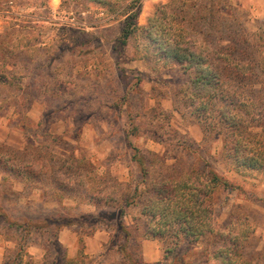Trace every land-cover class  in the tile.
<instances>
[{
    "label": "rangeland",
    "instance_id": "obj_1",
    "mask_svg": "<svg viewBox=\"0 0 264 264\" xmlns=\"http://www.w3.org/2000/svg\"><path fill=\"white\" fill-rule=\"evenodd\" d=\"M131 1L3 0L0 6L1 55L6 56V50L27 48L28 41L33 44L23 50L31 55L29 60L18 62L20 69L31 73L28 86L18 90L19 99L13 97L7 104H0V264H131L130 253L145 264H211L208 258L225 244L221 235L236 218H246L256 227L245 245V254L264 259V170L239 168L228 157L223 135L206 129L196 116L188 75L178 66L159 59L145 31L151 27L153 17L173 13L187 28L194 49H208L212 59L218 61L220 55L216 50L223 46L247 47L243 59L250 62L258 56L257 46L253 35L252 41L245 44L239 41L240 34L264 29V0H216L219 6H229L221 27L204 17L209 16L208 10H198L200 3H207L209 8L214 0H139L129 12L139 10L136 23L140 29L123 44L120 36ZM26 26L30 27L25 29ZM19 37L21 40H17ZM15 41L19 43L16 48ZM69 55L77 59L68 74L75 72L77 80L83 81L78 86L81 91L90 88L105 96L102 108L85 114L77 106L85 103L83 99L57 103L68 91L67 85L60 81L57 87L48 81L64 72V59ZM2 63L0 75L5 74L9 80L11 73L16 74L12 69L17 66ZM4 66L8 73L2 69ZM104 72L114 76L111 83L102 85L101 81L106 79ZM9 89L11 95L12 87ZM24 96L28 101H23ZM40 96L44 97L42 103H38ZM252 97L262 108L261 117L253 121L247 115L246 120L253 123L252 131L264 135V94ZM0 98H7L2 89ZM30 102L33 103L29 108ZM21 108L27 111L19 113ZM69 117L70 135L65 123ZM97 120L106 126L110 124L115 131L106 133L95 123ZM14 147H22L25 155L13 156ZM134 147L152 159L174 165L169 173L161 172L159 165L153 167L149 184L167 175H181L193 167L204 168L208 162L235 185L217 189L213 199V231L201 242L182 243L170 252L168 243L172 239L165 237L163 244L146 238V220L140 217L139 207L132 206L125 220L132 225L134 237H143V244L138 245V254L130 247V251L122 253L118 243L113 242L115 231L104 223L93 225L83 218L100 209L114 211L90 201L97 183L92 187L85 176L114 177V181L105 179L106 191L111 196H117L128 186H137L142 176L132 160ZM54 155L57 159H53ZM9 157L13 164L20 165L35 159L37 174H43L42 165L49 164L51 177L37 175L36 183L32 179L30 183L22 182V170L6 172ZM91 168L93 173L86 171ZM65 177L74 181L67 190L75 195L73 198L61 196L55 189ZM143 186L139 184V188ZM86 188L91 190L89 197H81ZM82 207L94 211H80ZM136 218L139 219L135 221ZM69 220L80 222L59 229Z\"/></svg>",
    "mask_w": 264,
    "mask_h": 264
},
{
    "label": "trees",
    "instance_id": "obj_2",
    "mask_svg": "<svg viewBox=\"0 0 264 264\" xmlns=\"http://www.w3.org/2000/svg\"><path fill=\"white\" fill-rule=\"evenodd\" d=\"M8 1L10 0H6V2ZM138 2L139 0H132L126 7L128 13L120 36L123 44H126L128 39L140 29L136 23L139 10L129 12L131 7ZM2 4L3 0H0V6ZM41 5L45 4L41 3ZM228 9L227 4L219 6L216 4V0L211 2L209 8L204 2L198 5L199 11H209V16L204 17L218 23L219 27L222 26V16L227 14ZM163 15L165 17L155 16L150 19L151 27L145 28V31L150 35L159 59L178 66L188 75V89L194 100L196 116L204 123L206 129L223 135L224 151L239 168L264 170V135L252 131L253 123L246 120L247 115H251L253 121L260 120L262 113V108L252 95L264 94V29L250 34L244 31L240 34L239 41L245 44L252 41L251 36L253 35V43L257 46L255 54L258 55L254 60L247 62L243 59V56L245 57L247 54V47L238 46L235 48V46L226 45L216 50L220 55L217 61L212 59L210 50L192 47L189 43L187 28L173 13L164 12ZM27 27L30 26H26L25 29ZM17 40H21V37ZM32 42L35 43L34 40ZM29 43L31 42L26 43L27 48L24 46L16 51L6 50L4 57L0 52L1 63L2 61L5 64L11 65L12 63V66L16 67L18 62L28 61L31 55L23 50L33 46ZM13 44L15 48L19 46L17 41ZM2 69L8 73L6 66ZM11 74V83L7 80L8 76L1 74L0 84H8L9 87H12V84L20 79L16 74ZM33 100L34 98H32ZM23 101H28V99L24 96ZM33 102L29 103V108ZM19 111L22 113L27 109ZM30 145L32 149L35 148L34 144ZM134 150L132 160L142 176L137 186L134 189L128 186L126 190L117 194L118 197L111 196L106 191L105 179L114 181L116 180L114 177L105 175V177L98 178L99 176H96L93 179V177L86 178L85 176L84 179L89 180L92 187L94 183H97V187H94L96 190L92 195H90L91 190L86 188L81 197L90 195V201L97 204V207L109 206L114 211L100 209L97 213L83 215V218L91 220L93 225L104 223L106 227L115 231L113 242L118 243L122 253L129 250V246L123 243L125 237L129 239L134 237L132 225L125 220L127 210L132 206H138L140 217L146 220V238L158 240L163 244L165 237L172 239L168 243L170 252L173 250L172 247L177 248L182 243L201 242L208 233L213 231V199L217 189H229L235 185L220 175L208 162L205 163L204 168L196 167L195 169L193 167L181 175H167L149 184L150 172L153 167L159 165L161 172L169 173L174 165L167 164L162 159L159 161L158 158L152 159L137 147H134ZM53 159H57L56 155L53 156ZM13 162L14 160L9 157L4 168L8 173L11 172V169L12 172L17 171L18 173L22 170V182L30 183L32 179L36 183L38 176L42 175L51 177L48 172L51 169L49 164H43V174H37L35 159L32 163L22 165L18 162L13 164ZM88 165L92 166L90 163ZM86 171L94 172L92 168L91 170L86 169ZM79 178H83V176ZM61 181V185L55 188L56 191L67 198L75 197L72 193L67 192L72 188L70 184H73L74 181L67 177ZM139 184L144 185V188H139ZM73 189L77 191L75 188ZM138 219L136 218L135 221ZM79 222V220H69L66 224H61L58 227L61 229L63 226ZM17 226L20 225L17 224ZM136 229L140 228L137 226ZM255 229L256 227L246 218H236V220L230 221L221 235L225 237V244L220 246L208 258V261L211 264H264V259L261 261L253 256L249 257L244 252L245 245L250 241ZM63 259L61 258V260ZM128 259L131 264H145L131 253Z\"/></svg>",
    "mask_w": 264,
    "mask_h": 264
},
{
    "label": "clouds",
    "instance_id": "obj_3",
    "mask_svg": "<svg viewBox=\"0 0 264 264\" xmlns=\"http://www.w3.org/2000/svg\"><path fill=\"white\" fill-rule=\"evenodd\" d=\"M106 27H110V26H106ZM118 34V33H117ZM128 55L131 56L132 52L129 51ZM77 58L73 57L71 55L66 56L64 59V64H63V68H64V72L58 76H56L53 80L48 81L49 85L52 84H56L57 87L59 86V82L63 81L68 88V91L64 94L63 97H61L57 103H67L69 100H72L73 98L80 100L83 99V101H85V103L83 104H78L77 106L83 109V112L85 114H87L90 111H93V109L97 108V107H101L103 106V104L105 103V96L100 95L98 92L97 93H93L91 91L90 88L85 89L84 91H81L79 89V85L81 83H83L82 80H77L75 72H72V74H68L71 70H72V66L73 63L75 62ZM13 72H15L17 74L18 77H22V82L19 83H13L12 84V94L8 95L10 89H9V85L8 84H0V89L3 90V93L7 96V98H0V104H7L8 100L12 99L13 97L19 99V89H23L26 88L28 86V80L29 77L31 76V73H25L24 70L20 69L19 66H17V68L12 69ZM76 72L79 71V68L75 69ZM102 75H104L106 77L105 80L101 81V84H105V83H111L112 82V76H114V73H110V72H104L102 73ZM9 81L10 83L12 82V77H9ZM89 83H91V81H89ZM37 88H39V84L36 85ZM106 95V94H105ZM44 100L43 96L39 97L38 103H42ZM108 103H112V100H107ZM54 106V105H53ZM18 108H20V106H17ZM22 111V108H21ZM30 115V113L28 114ZM9 116L11 118H15L14 116L11 115V113H9ZM65 123L68 125V134H71L72 131V125H71V118L69 117V119H67L65 121ZM91 123V122H90ZM96 124L99 125V127L104 128L105 132L107 133L109 130L111 131H115L114 128H112V126L109 125H105L103 122L97 120L95 121ZM201 147H203V145H201ZM31 150H29L30 152ZM13 156H24L25 155V151L22 147L20 148H16L14 147L11 153ZM70 203V202H69ZM73 210H74V206H72ZM80 211H94L91 208H81L79 209ZM119 242V241H118ZM124 244H127L134 253H139L140 252V247L138 245H142L143 244V237H133L131 239L125 237V240L123 241ZM14 247V245H13Z\"/></svg>",
    "mask_w": 264,
    "mask_h": 264
},
{
    "label": "crops",
    "instance_id": "obj_4",
    "mask_svg": "<svg viewBox=\"0 0 264 264\" xmlns=\"http://www.w3.org/2000/svg\"><path fill=\"white\" fill-rule=\"evenodd\" d=\"M144 255H146V256H147V255H148V254H147V252H145V254H144ZM146 256H145V257H146ZM145 257H144V258H145ZM146 259H148V258L146 257Z\"/></svg>",
    "mask_w": 264,
    "mask_h": 264
}]
</instances>
